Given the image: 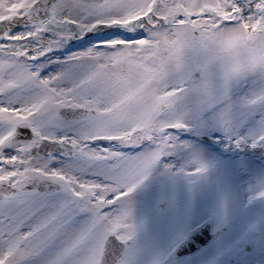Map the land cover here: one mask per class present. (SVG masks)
<instances>
[{"label": "snow or ice", "instance_id": "1", "mask_svg": "<svg viewBox=\"0 0 264 264\" xmlns=\"http://www.w3.org/2000/svg\"><path fill=\"white\" fill-rule=\"evenodd\" d=\"M0 264H264V0H0Z\"/></svg>", "mask_w": 264, "mask_h": 264}]
</instances>
